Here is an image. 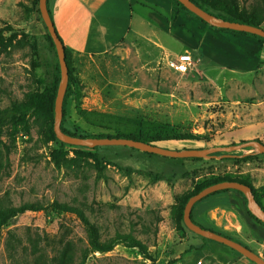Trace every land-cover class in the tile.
<instances>
[{
	"label": "rangeland",
	"instance_id": "374dc122",
	"mask_svg": "<svg viewBox=\"0 0 264 264\" xmlns=\"http://www.w3.org/2000/svg\"><path fill=\"white\" fill-rule=\"evenodd\" d=\"M253 1L204 0L211 11L226 8L239 16L251 12ZM38 8L39 0H0L6 43L0 54V211L23 204L45 208L19 214L0 229V264H30L29 252L20 250L16 262L8 257L9 232L28 246V232L57 242L67 228L66 239L76 243L79 254L87 229L56 203L83 208L104 239L134 229L155 259L144 261L137 248L117 245L111 252L90 254L85 264H210L195 250L200 238L186 227L182 206L200 186L223 178L250 184L264 207V156L260 153L251 163L210 157L193 161L123 146L62 148L54 135L50 103L36 107L32 101L33 94L53 86L58 76L56 48ZM152 9L156 22L161 12ZM151 12L135 8L139 34L118 51L69 53L72 93L64 100L63 127L76 136L157 138L155 145L169 149L264 141V77L246 80L205 62L194 67V59L185 71L177 70L179 55L188 46L174 39V28L152 24ZM260 25L264 29V22ZM14 107L17 114H12ZM183 134L199 140L173 139ZM250 152L257 150L232 154ZM157 216L162 221L155 233ZM143 225L150 227L145 233Z\"/></svg>",
	"mask_w": 264,
	"mask_h": 264
},
{
	"label": "crops",
	"instance_id": "0c3cea01",
	"mask_svg": "<svg viewBox=\"0 0 264 264\" xmlns=\"http://www.w3.org/2000/svg\"><path fill=\"white\" fill-rule=\"evenodd\" d=\"M137 6L150 12L155 7L161 12L156 22L150 17L155 12L148 14L149 20L162 30L174 28V39L188 46L181 54H190L194 67L205 62L220 73L263 80L264 42L204 24L180 11L174 0H49L58 35L71 53L79 56L105 55L134 40L139 34L134 22ZM144 22L143 19L141 23ZM260 90L264 91V86ZM192 217L200 226L232 238L264 258V225L248 215L244 197L238 191L211 194L194 206ZM200 245V257L209 259L210 264L253 263L213 240L203 243L200 238Z\"/></svg>",
	"mask_w": 264,
	"mask_h": 264
},
{
	"label": "trees",
	"instance_id": "16d2710c",
	"mask_svg": "<svg viewBox=\"0 0 264 264\" xmlns=\"http://www.w3.org/2000/svg\"><path fill=\"white\" fill-rule=\"evenodd\" d=\"M192 1L196 5H198L202 9H204L205 11L211 13L215 18L220 19V20H228V21H232V22H241V23L251 24V25H254L257 27H261L260 24L262 22H264V0H254L252 2L254 6L251 7V10H250L251 12L248 15H244V16L231 14L228 12V10L226 8L219 9V10H216L214 12V11H211L209 9V6L204 2V0H192ZM174 2L176 3V5L180 11H184L187 14L201 20L204 24L209 25L207 22L203 21L202 19L197 17L194 13H192L187 8H185L184 5L181 4L178 0H174ZM48 8H49V0H48ZM38 12L40 14L39 8H38ZM49 12H50V10H49ZM50 16H51V19L53 21L51 12H50ZM53 23H54V21H53ZM222 30L230 31V32L237 33V34L252 36V37L264 42V38L257 36V35H253V34H249V33H245V32H237V31H232V30H227V29H222ZM47 35H48L49 41L51 42L53 48H55L54 42H53L50 34L48 33ZM59 38H60V36H59ZM61 41H62V39H61ZM5 44L6 43H5V37L3 35V31L0 30V54L3 51H5V49H6ZM63 46H64L65 53H66V62H67L68 68H69V81H70V79H71V72H70L71 58L69 56V53H71V51L64 45V43H63ZM57 59H58V56H57ZM57 68H58V76L56 77L54 85L51 86L50 88L46 89L42 93H35L32 96V101L34 103V106H36V107L40 106L43 103H50L51 112H52V115L54 116V118H55V101H56V97H57V91H58L59 83L61 80V71H60L59 60L57 61ZM71 93H72V90H71L69 83H68L65 98L66 97L68 98L71 95ZM65 98H64V100H65ZM64 105L65 104L63 103V119H62L61 129L66 134H69V135H72L75 137H81V138L128 137V138H132L135 140H140V141H144L147 143H153V144L156 141H158L157 138L138 139V138H135L132 136H124V135H122V136H81V135L76 136V135H73V134L69 133L63 127L64 121H65ZM17 113H18V110H17V108L14 107V109L12 110V114H17ZM13 118H15V117L13 116ZM1 123H2V120L0 119V134H1ZM54 135H55V132H54ZM173 139L178 140V141H196V140H199V138L193 134H183V135H179L177 137H174ZM254 140H257V141L264 144V141L261 139H254ZM59 142H60L62 148L67 146V144H65L61 141H59ZM243 142H246V141H243ZM182 149H202V148H187L186 147V148H182ZM250 149H254V148H250ZM146 154H148V153H146ZM149 155H153V154H149ZM259 155H260L259 152H250V153H245V154L244 153L243 154L214 153V154H211L209 157L212 160H214V159L235 160V161H243L246 163H251L252 161L256 160V158H258ZM261 155L264 156V154H262V153H261ZM153 156H157V155H153ZM188 159L186 158V159H182V160H188ZM190 159H192L193 161L202 160V158H190ZM225 180H229V179L220 178L217 181L210 183L209 185H212V184H215V183H218L221 181H225ZM235 181H240V180H235ZM240 182H243V181H240ZM243 183H245V182H243ZM245 184L249 185L252 188V186L250 184H248V183H245ZM209 185L200 186L196 190V192H194L192 195L197 194L198 192H200L202 189H204L205 187H207ZM225 191H227V190H225ZM220 192H224V191H220ZM253 192L256 196L257 201L259 202L257 195H256L254 190H253ZM216 193H219V192H216ZM239 193L244 197L246 210L248 212V215L250 217H252L256 222L264 225L263 222H261L260 220L255 218L248 211L247 200L241 192H239ZM191 196H189L187 198V200L185 201V203L182 206V209H181L182 219H183L184 208H185V206H186V204H187V202ZM55 205L61 212L75 214L81 220V222L84 224V226L87 229L86 246L84 248H81L78 252L79 254H77L76 243L70 239L69 240L66 239L68 234H69V231L67 230V228H66V230H64L63 237L61 239H59L57 242H54L51 238H49L46 235H41V234L37 233L36 236H32L28 232V237H29L28 238V246L25 245L24 242L21 239H19L15 233L9 232L8 237H7V241H6V250L8 253V257L13 262L17 261L18 253L21 250L22 253L29 252V255L31 257L30 258V264H85L86 261L88 260L89 256H90V254H94V253L105 254V253L113 251L117 245H124V246H127L129 248H137L141 252V254L143 255L144 261L148 260L151 262H155V259L152 255V251L150 250V246L148 245L147 242H144L143 240L139 239L135 235L134 229H132L129 232L117 231L114 236L104 239L99 225L90 219V217L87 215V213L85 212V210L83 208H81L79 206H72L69 204H60V203H56ZM44 209L45 208H43V206H38L35 204H23V205H20L18 207L8 206L5 208L4 211H0V229L3 226H5L11 219H13L14 217H16L19 214L25 213L27 211H34V212L42 211ZM192 219H193V217H192ZM161 221H162V218L157 216L156 220H155V233L158 232V225ZM143 229L145 230L144 231V233H145L146 230L150 229V227L147 225H143ZM199 237L202 239L203 243L206 240H208V239L203 238L201 236H199ZM202 246L203 245L195 246V250L199 254V256H201ZM223 246L226 247L228 250L234 252L235 254H239L237 251L229 248L228 246H225V245H223ZM48 248H51V250L54 251L53 256L49 255ZM168 264H170V262Z\"/></svg>",
	"mask_w": 264,
	"mask_h": 264
},
{
	"label": "water",
	"instance_id": "95a60500",
	"mask_svg": "<svg viewBox=\"0 0 264 264\" xmlns=\"http://www.w3.org/2000/svg\"><path fill=\"white\" fill-rule=\"evenodd\" d=\"M184 5L189 11L194 13L197 17L207 22L208 24L220 28L227 29L237 32H245L253 35L260 36L264 38V29L251 24L232 22L228 20H220L215 18L211 13L205 11L198 5H196L192 0H178ZM39 10L41 17L48 29V32L54 42L61 71V80L59 83L57 97L55 101V123L54 132L58 140L61 142L73 145V146H83V147H102V146H123L129 147L131 149H136L144 153L170 157L176 159H186V158H209L211 154L214 153H225L232 154L237 150L254 148L257 152L264 154V144L257 140H250L242 142L240 144L233 145H221L213 146L209 148L202 149H169L166 147L158 146L153 143H147L140 140H135L128 137H105V138H81L66 134L61 129L62 119H63V103L65 94L67 91L69 83V68L66 62V53L61 39L59 38L54 23L51 19L48 0H39ZM225 190H235L241 192L247 200L248 211L258 220L264 223V208L257 201L253 189L240 181L235 180H225L212 185H209L202 189L197 194L192 195L183 213V220L186 227L193 233L208 240H213L229 248L237 251L242 256L248 258L255 264H264V258L256 254L254 251L244 246L240 242H237L227 236L214 232L210 229L203 228L198 225L192 219V211L194 206L203 200L204 198L214 194L216 192Z\"/></svg>",
	"mask_w": 264,
	"mask_h": 264
},
{
	"label": "built area",
	"instance_id": "2783aa9c",
	"mask_svg": "<svg viewBox=\"0 0 264 264\" xmlns=\"http://www.w3.org/2000/svg\"><path fill=\"white\" fill-rule=\"evenodd\" d=\"M179 63L175 66L177 70L185 71L189 66L192 65L193 58L190 54H180L179 55Z\"/></svg>",
	"mask_w": 264,
	"mask_h": 264
}]
</instances>
